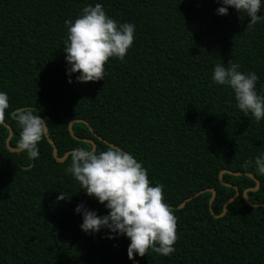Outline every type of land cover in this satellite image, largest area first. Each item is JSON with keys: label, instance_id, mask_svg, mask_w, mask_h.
<instances>
[{"label": "trees", "instance_id": "trees-1", "mask_svg": "<svg viewBox=\"0 0 264 264\" xmlns=\"http://www.w3.org/2000/svg\"><path fill=\"white\" fill-rule=\"evenodd\" d=\"M96 3L118 24H134L135 38L124 60L110 58L104 79L81 83L78 74H67L65 21ZM222 6L218 0H0L9 146L17 148L20 134L13 111L31 107L47 120L57 157L91 145L82 139L99 150L107 143L121 148L142 163L153 186H164L179 236L170 256L150 249L130 260L126 236L107 228L85 233L78 205L98 216L109 210L66 172L71 153L56 161L44 138L38 158L22 168L28 154L6 149L8 131L0 125V264H264V175L254 164L264 155V119L246 115L233 90L213 81L215 66L231 60L257 74L256 90L264 95V20L250 25L235 8L218 14ZM72 119L86 124L73 122L71 135ZM246 160L253 163L243 167ZM221 170L240 174L222 172L219 180ZM246 173L259 181L246 192L256 206L241 196L254 186ZM234 187L238 196L214 216ZM208 188L215 191L211 213ZM61 192L70 199L58 201Z\"/></svg>", "mask_w": 264, "mask_h": 264}, {"label": "clouds", "instance_id": "clouds-1", "mask_svg": "<svg viewBox=\"0 0 264 264\" xmlns=\"http://www.w3.org/2000/svg\"><path fill=\"white\" fill-rule=\"evenodd\" d=\"M218 2L224 5L217 9L220 15H227L228 7H232L238 13H245L250 18V25L264 20V15H259L262 0ZM65 25L67 39L63 49L69 65L67 74L69 77L78 74L76 80L81 83L104 79L105 65L110 58L124 60L135 38V25L118 24L100 3L85 7L79 17L74 21L66 20ZM227 63V67L215 66L213 81L230 87L237 107L246 115L251 113L257 122L261 121L264 119V95L257 93V74L241 72L240 65L231 60ZM68 82L71 83V79ZM9 107L8 94L0 91V125L5 123ZM35 111L27 107L14 113L20 129L17 149L26 152L30 159L38 158V144L48 135L47 120L34 114ZM252 163V160H246L243 167ZM254 164L264 175V155L257 157ZM66 172L80 183L89 197L96 198L109 210L107 215L98 216L84 204L78 205L75 211L83 215L81 229L85 233L107 228L116 236H126L130 240V260L135 254L145 256L150 249L164 256L175 252L174 245L179 239L176 210L165 201L164 186H153L147 169L132 154L112 144L106 145L104 150L94 144L76 147L71 152V164ZM65 199L70 197L63 192L57 197L58 201Z\"/></svg>", "mask_w": 264, "mask_h": 264}, {"label": "water", "instance_id": "water-1", "mask_svg": "<svg viewBox=\"0 0 264 264\" xmlns=\"http://www.w3.org/2000/svg\"><path fill=\"white\" fill-rule=\"evenodd\" d=\"M23 108H25V107H19V108H17V109H23ZM17 109H15V110H17ZM15 110H14L13 112H15ZM11 115H12V113H11ZM73 122H82V123L86 124V122H85L84 120H81V119H72V120H70V121L68 122V124H67V129H68V131H69V133H70L71 135H72V132H71V124H72ZM3 125L7 128V131H8L7 136H6V138H5V141H4V144H5L6 149L9 150V151H15V152H17V151H18L17 148H13V147H10V146H9V138H10L11 133H12L10 126H9L8 124H5V123H4ZM88 129L91 130V128H90L89 126H88ZM45 139H46L47 142L51 145V155H52V157H53L56 161H59V162H60V161H63V160L65 159V157L67 156V154H69V153H71V152L73 151V149H72V150H67L66 152L63 153V155H62L61 157H57V156H56L55 147H54L52 141L48 138V136H46ZM82 140L89 142L91 145L93 144V142H92L91 140H88V139H82ZM101 140H102L103 142L107 143L104 139H101ZM107 144H109V143H107ZM31 164H32V159H30V163L28 164V166H22V168H24V167H30ZM222 172L232 173V172H230L229 170H221V171H219V172H218V179H219V180L221 179V173H222ZM232 174L237 175V174H240V172H233ZM246 174L254 180V186H253V187H248V188L243 189L242 192H241V196H242V198L246 201V203H247L248 205L256 206V205H258V204H253V203H251V202L247 199L246 192L249 191V190H250V191H251V190H255L257 187H259V181H258L256 178H253V177L251 176V174H249V173H246ZM221 183L224 184V185L232 186V185L229 184V183H225V182H221ZM203 190H208V191L210 192V196H209V199H208V205H209V211H210V213H211V210H210V203H211V201H212V199H213V196H214L215 191H214L213 188H208V189H203ZM203 190H199V191L196 192L195 194L201 193ZM237 196H238V189H237L236 187H234V193L232 194V196L228 197V198L224 201V203H223V205H222V208H221V212H220L218 215H214V216H216V217L221 216V215L224 213V211H225V206H226V204L229 203V202H231V201H232L234 198H236ZM189 198H190V197H187L184 201H186V200L189 199ZM184 201H182L180 204H178V205H177V208L182 207L183 204H184ZM259 205H261V204H259Z\"/></svg>", "mask_w": 264, "mask_h": 264}]
</instances>
